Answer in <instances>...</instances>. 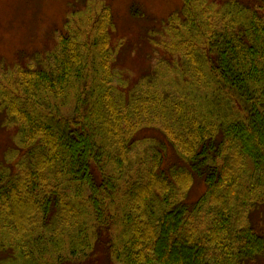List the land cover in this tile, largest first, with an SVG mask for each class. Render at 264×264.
Returning a JSON list of instances; mask_svg holds the SVG:
<instances>
[{
    "label": "trees",
    "instance_id": "trees-1",
    "mask_svg": "<svg viewBox=\"0 0 264 264\" xmlns=\"http://www.w3.org/2000/svg\"><path fill=\"white\" fill-rule=\"evenodd\" d=\"M72 13L88 25L72 18L44 58L1 74L15 148L0 158V264H84L102 247L115 264H260L264 0H183L170 14L166 50L184 59L190 97L111 87V9ZM143 129L184 165L165 164L163 142L140 150Z\"/></svg>",
    "mask_w": 264,
    "mask_h": 264
},
{
    "label": "rangeland",
    "instance_id": "rangeland-1",
    "mask_svg": "<svg viewBox=\"0 0 264 264\" xmlns=\"http://www.w3.org/2000/svg\"><path fill=\"white\" fill-rule=\"evenodd\" d=\"M87 1L0 0V80L1 74L19 60L31 64L40 56L44 58L56 46L67 21L74 18L75 28H80L79 24L88 25L86 16H75L73 11H84L87 6L91 11H98L104 2L112 11L115 25L110 45L111 59L107 66L111 64V70L118 74L112 78L110 86L121 91L133 87L144 91L158 89L190 97L194 89L188 87L181 74L184 59L178 55L172 56L166 50L167 44L173 39L168 32V17L182 7L183 0H91L94 4ZM243 1L249 3L252 0ZM69 36L72 37L71 34ZM98 69L99 66L95 72ZM136 140L143 143L140 150L152 145L151 141L163 142L166 148L169 147L165 164L184 165L174 149L166 145L168 142L162 132L143 129ZM12 148L15 145L8 133L2 131L0 124L1 161L5 160V154L13 151L10 150ZM204 189V181L196 176L187 202L195 203ZM251 222L257 233L264 237V203L252 211ZM4 254H0V260L8 256ZM258 259L260 264H264V255ZM16 262L20 264L22 261L18 259ZM84 264L115 263L102 247L97 248Z\"/></svg>",
    "mask_w": 264,
    "mask_h": 264
}]
</instances>
